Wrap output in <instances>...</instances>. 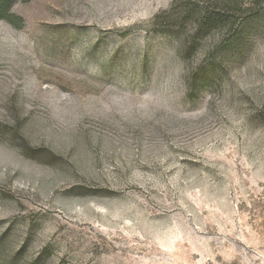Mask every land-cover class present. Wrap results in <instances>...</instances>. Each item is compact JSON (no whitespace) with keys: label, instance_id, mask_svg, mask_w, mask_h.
<instances>
[{"label":"rangeland","instance_id":"374dc122","mask_svg":"<svg viewBox=\"0 0 264 264\" xmlns=\"http://www.w3.org/2000/svg\"><path fill=\"white\" fill-rule=\"evenodd\" d=\"M11 13L0 264H264V0Z\"/></svg>","mask_w":264,"mask_h":264},{"label":"trees","instance_id":"16d2710c","mask_svg":"<svg viewBox=\"0 0 264 264\" xmlns=\"http://www.w3.org/2000/svg\"><path fill=\"white\" fill-rule=\"evenodd\" d=\"M16 0H0V19L6 20L10 23L13 18H16L15 15L11 13V6ZM18 19V18H17ZM196 83V81H194Z\"/></svg>","mask_w":264,"mask_h":264}]
</instances>
